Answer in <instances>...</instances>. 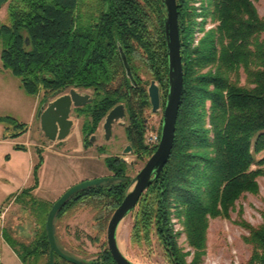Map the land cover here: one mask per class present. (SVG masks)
Listing matches in <instances>:
<instances>
[{"label": "trees", "instance_id": "1", "mask_svg": "<svg viewBox=\"0 0 264 264\" xmlns=\"http://www.w3.org/2000/svg\"><path fill=\"white\" fill-rule=\"evenodd\" d=\"M254 1L200 0L201 14H196L189 0H176L183 94L174 143L163 171L132 212L130 235L139 246L150 245L155 235L168 264H201L209 220L229 219L231 211H236L234 223L245 230L242 239L250 247L243 264H264V198L262 222L257 225L242 218L241 206L236 210L245 193L258 194L257 179L264 176V16ZM4 4L0 64L19 79L21 89L34 96L42 92V104L72 87L90 89L92 102L75 108L84 117L81 134L86 144L106 114L123 104L129 146L138 157H150L156 148L143 143L145 113L151 110L147 88L155 81L163 104L168 88L162 1L6 0ZM207 18L212 24L208 29ZM196 29L203 34L194 43ZM10 121L14 130L9 137L25 132V124ZM104 163L112 173L108 180L76 192L55 215L62 218L78 208L91 209L97 233L89 238L94 243L106 232L131 182L128 165L120 157L107 156ZM52 204L39 202L44 209L36 213L30 243L10 241L22 262L49 264L46 219ZM174 218L180 231H174ZM182 233L192 253L178 245ZM102 245L98 259L88 264H115L106 242ZM53 264L73 263L54 255Z\"/></svg>", "mask_w": 264, "mask_h": 264}, {"label": "rangeland", "instance_id": "2", "mask_svg": "<svg viewBox=\"0 0 264 264\" xmlns=\"http://www.w3.org/2000/svg\"><path fill=\"white\" fill-rule=\"evenodd\" d=\"M189 1L195 8L196 14H201L200 0ZM254 5L258 14L264 16V0H255ZM6 12L7 4H3L0 7V25L6 22ZM196 20L200 23L203 17L199 15ZM209 20L207 18L206 29L212 27ZM202 34V31L195 30L194 43ZM2 49L3 42L0 39V53ZM69 89L63 93L68 92ZM75 89L80 93H88L92 96L90 89ZM41 99L42 92L36 96L26 94L20 87L19 79L10 70L1 67L0 264H36L32 260H28L26 263L22 262L12 249L10 241L28 244L34 239L35 216L38 211L44 209L42 205H39L41 200L53 203L74 185L110 176L112 173L104 163V158L107 156L124 158L128 165L126 175L131 180L149 158L138 157L133 153V150L123 153L124 146H129L125 137V124L115 123L108 140L104 139L101 125H99L94 133L95 140L87 143V149L84 148L81 134L84 117L78 116L75 108L70 115L74 122L71 137L66 142L51 143L47 141L40 129L37 112L39 109L45 108L49 101L42 104ZM35 106L37 109L34 114ZM162 116L163 105L156 114L152 115L151 110L146 111L145 126L156 127ZM10 118L27 126L25 132L17 138L9 137V133L14 130ZM122 122L125 123V118ZM11 139L16 144L25 147L26 150L15 149L16 144L13 145V142H10ZM44 147H47V150ZM261 155H264V152ZM257 182L259 185L257 195L245 193L236 202V210L241 206L242 218L252 225L262 222L259 211L263 207L264 176L259 177ZM130 184L127 191L130 189ZM22 190H26L23 195L20 194ZM32 197L37 200V203L31 200ZM235 219L236 211H231L229 219L214 218L209 220L206 254L203 256L201 264H243L248 260L250 247L242 239L246 232L234 223ZM172 222L174 231L182 229L176 218ZM132 225L133 215L131 213L119 223L117 228L116 240L124 256L135 264H168L162 245L155 235L151 237L150 245L144 243L139 246L131 242ZM53 232L58 248L63 253L85 264L98 259L100 251L103 250L102 243L106 242V232L99 242L94 243L90 240L89 237H94L97 230L94 213L89 208H78L62 218L56 217L53 222ZM178 245L183 248L184 252L192 253L183 233L178 237ZM191 257L192 254L187 257V261H190Z\"/></svg>", "mask_w": 264, "mask_h": 264}, {"label": "water", "instance_id": "3", "mask_svg": "<svg viewBox=\"0 0 264 264\" xmlns=\"http://www.w3.org/2000/svg\"><path fill=\"white\" fill-rule=\"evenodd\" d=\"M161 1L162 5L165 7L163 21L168 64V88L163 104L160 141L155 151L145 162L144 166L131 180L130 189L126 192L121 203L113 211L108 221L106 228V244L115 264H135L127 259L120 251L116 240L117 228L119 223L134 211L142 194L159 177L168 162L174 143L176 121L183 94V67L180 53L181 45L177 4L176 0ZM5 2L6 0H0V7ZM119 52L126 71L129 73V67L122 49H119ZM147 93L151 105V111L156 113L161 108V95L159 87L155 81L152 80L150 82ZM92 100L93 98L90 94L80 93L75 88H70L68 92L60 94L49 101L45 108L39 109L37 117L39 119L40 129L47 141L55 142L64 140L70 134L74 125V122L70 118L73 109L83 107L91 103ZM124 118L125 107L123 104L114 106L106 114L102 124L105 140H108L111 137L112 127L115 123L124 125V122H122ZM94 139L95 136L92 135L90 141H94ZM127 152H132L130 146H126L123 150V153ZM121 160L125 161L124 158H121ZM107 180L108 178L104 177L81 182L70 187L55 202H53L46 219V231L50 245L49 264H53L54 255H58L73 264H85L84 262L63 253L58 248L53 232L54 218L56 213L73 194Z\"/></svg>", "mask_w": 264, "mask_h": 264}, {"label": "built area", "instance_id": "4", "mask_svg": "<svg viewBox=\"0 0 264 264\" xmlns=\"http://www.w3.org/2000/svg\"><path fill=\"white\" fill-rule=\"evenodd\" d=\"M156 113H152V115L156 114ZM161 122H162V118H161L160 122L158 123V125L156 127H152V126L148 127L147 125L145 126L144 134H143L144 144L149 149L157 148V146L159 144ZM51 143H53V142H51ZM44 148H45V150H47V147H44Z\"/></svg>", "mask_w": 264, "mask_h": 264}, {"label": "crops", "instance_id": "5", "mask_svg": "<svg viewBox=\"0 0 264 264\" xmlns=\"http://www.w3.org/2000/svg\"><path fill=\"white\" fill-rule=\"evenodd\" d=\"M0 73H1V67H0ZM36 109H37V106H35L34 107V109H33V112H34V114L36 113ZM71 132H72V130H71ZM71 132H70V134L64 139V140H62L61 142H66L67 141V139H69L71 136ZM7 140V139H6ZM12 141H10V142H13V145L14 144H16V142L15 141H13V139H11ZM58 142H60V141H58ZM15 152H18L17 150H15ZM58 154V153H57Z\"/></svg>", "mask_w": 264, "mask_h": 264}, {"label": "flooded vegetation", "instance_id": "6", "mask_svg": "<svg viewBox=\"0 0 264 264\" xmlns=\"http://www.w3.org/2000/svg\"><path fill=\"white\" fill-rule=\"evenodd\" d=\"M148 89V88H147ZM160 95H161V92H160ZM161 100H162V96H161ZM163 103V101L161 102V106L163 105L162 104ZM160 110V109H159ZM152 112V111H151ZM153 113V112H152ZM104 120V119H103ZM102 124H103V121L101 122V128H102ZM102 131H103V129H102ZM103 136H104V133H103ZM95 140V139H94ZM89 142H92V141H90V137L88 138V143ZM83 146H84V148H86L87 149V144L83 141V144H82ZM126 148V146H124V148H123V150ZM111 176V175H110ZM110 176H108L107 178H109Z\"/></svg>", "mask_w": 264, "mask_h": 264}]
</instances>
